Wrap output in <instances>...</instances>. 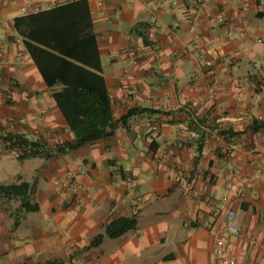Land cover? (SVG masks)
I'll use <instances>...</instances> for the list:
<instances>
[{
	"label": "crops",
	"instance_id": "crops-1",
	"mask_svg": "<svg viewBox=\"0 0 264 264\" xmlns=\"http://www.w3.org/2000/svg\"><path fill=\"white\" fill-rule=\"evenodd\" d=\"M70 1L0 0V183H33L38 205L26 211L23 194L0 204V264H212L226 208L240 230L237 264H264V128L249 130L264 120V0H85L116 126L76 149L15 28L16 18ZM205 39L222 57L211 77ZM7 134L43 148L18 154ZM80 167L83 203L71 218L59 183ZM119 216L135 227L90 246Z\"/></svg>",
	"mask_w": 264,
	"mask_h": 264
},
{
	"label": "trees",
	"instance_id": "trees-1",
	"mask_svg": "<svg viewBox=\"0 0 264 264\" xmlns=\"http://www.w3.org/2000/svg\"><path fill=\"white\" fill-rule=\"evenodd\" d=\"M15 28L22 35L45 84L53 88L52 96L73 133V141L67 147L76 149L111 135L116 124L112 118L104 79L100 74L101 66L86 1L73 0L49 10L16 18ZM56 86L59 89H54ZM262 128L264 120L260 119H253L249 125L251 132ZM239 133L227 130V135ZM5 138L26 157L37 153L31 147L43 148L39 141L28 140L21 135L7 134ZM34 192L33 183H0V204L13 195L23 194L25 210L34 212L38 209L33 201ZM135 224L133 217H116L104 225L103 233L93 236L89 245H98L104 236L119 237L133 229ZM44 264L58 262L48 261Z\"/></svg>",
	"mask_w": 264,
	"mask_h": 264
},
{
	"label": "built area",
	"instance_id": "built-area-1",
	"mask_svg": "<svg viewBox=\"0 0 264 264\" xmlns=\"http://www.w3.org/2000/svg\"><path fill=\"white\" fill-rule=\"evenodd\" d=\"M176 4V2H174ZM23 12L26 13V9H23ZM187 21L190 23L191 29H193V18L188 17ZM197 37V35L195 36ZM204 53L200 55V60L204 67L206 68L205 74L208 77H211L215 74L216 71V62L222 59L219 49L214 45V43L210 39H205L203 43ZM254 70L250 71V75H254ZM264 85V84H263ZM216 92V88L214 82H207L205 93L211 97ZM24 120L19 119V122L22 123ZM27 151H29L27 149ZM18 154H22L18 152ZM85 173V168L80 167L75 172L68 174L60 180V188L63 191H67L71 197V203L73 208L71 210V218H74L77 213L79 207L83 203V197L80 194L79 190V181L78 177ZM126 185L128 187L132 186L133 181L130 176H126L124 179ZM117 183V180L115 181ZM227 186L231 187L232 182L228 181ZM227 202V198L223 197L220 200V208L224 207ZM240 236L239 227L234 222V213L231 209H225V228L217 235L214 239L212 250H211V260L212 264H237V260L233 255L234 248V239ZM250 245L252 247L257 245L255 239L249 240ZM74 242L71 240H64L63 246L67 249H70L74 246ZM264 246V243L262 244ZM76 264H93V259L91 258H83L78 259Z\"/></svg>",
	"mask_w": 264,
	"mask_h": 264
},
{
	"label": "rangeland",
	"instance_id": "rangeland-1",
	"mask_svg": "<svg viewBox=\"0 0 264 264\" xmlns=\"http://www.w3.org/2000/svg\"><path fill=\"white\" fill-rule=\"evenodd\" d=\"M17 165V164H16ZM18 167V166H17Z\"/></svg>",
	"mask_w": 264,
	"mask_h": 264
}]
</instances>
